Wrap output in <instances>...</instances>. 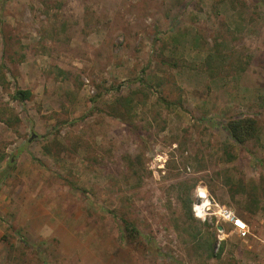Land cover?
Returning <instances> with one entry per match:
<instances>
[{"label":"rangeland","instance_id":"1","mask_svg":"<svg viewBox=\"0 0 264 264\" xmlns=\"http://www.w3.org/2000/svg\"><path fill=\"white\" fill-rule=\"evenodd\" d=\"M237 118L256 139L231 138ZM199 188L252 236L220 242L194 215ZM122 220L140 235L124 240ZM211 236L219 258L199 248ZM250 263L264 264V0H0V264Z\"/></svg>","mask_w":264,"mask_h":264},{"label":"trees","instance_id":"2","mask_svg":"<svg viewBox=\"0 0 264 264\" xmlns=\"http://www.w3.org/2000/svg\"><path fill=\"white\" fill-rule=\"evenodd\" d=\"M212 61V58H209V63ZM32 93L29 90H17L14 96L15 100L25 102L30 99ZM162 100V99H161ZM228 130L231 138L239 145H243L246 142L256 139L258 133V123L255 119L252 118H237L229 121ZM123 230L125 232L124 240L134 239V235H140L137 228L132 225V223L127 220H122ZM217 241L211 236L210 239H207L205 245L199 248H202L210 257L216 256L217 258L222 256V253L225 249V243L222 244L220 252L218 255H214L215 245ZM197 248V249H199Z\"/></svg>","mask_w":264,"mask_h":264},{"label":"built area","instance_id":"3","mask_svg":"<svg viewBox=\"0 0 264 264\" xmlns=\"http://www.w3.org/2000/svg\"><path fill=\"white\" fill-rule=\"evenodd\" d=\"M198 198L200 199V203L197 205L193 206V212L196 218L198 211L197 208L200 207V205L203 204V202H206V211L203 214V218L200 219L202 221H206L207 218L209 217H215L218 221V225L217 228L219 227V222H224L228 225H230V227L232 228L231 231L229 233L225 232V229L223 228V230L218 231V233L220 234V236L218 237L220 242H222L223 240H225V237H229L230 235L236 234V236L243 242L247 241L249 239L250 236H252L250 227L248 225V223H246L242 218L238 217L234 211H232L231 209L227 208L224 205H220L218 203H212L209 199L207 194L202 190V189H198ZM203 192L205 194V198H200L199 194ZM220 244H218L217 248H216V253L219 252V247ZM250 264H255V263H250Z\"/></svg>","mask_w":264,"mask_h":264},{"label":"bare ground","instance_id":"4","mask_svg":"<svg viewBox=\"0 0 264 264\" xmlns=\"http://www.w3.org/2000/svg\"><path fill=\"white\" fill-rule=\"evenodd\" d=\"M199 196H200V198H205V194H204L203 192H201V193L199 194ZM206 206H207V205H206V202H203V204L200 205L199 208H197V211H198L197 217H198V218H200V219L203 218V214H204V212L206 211Z\"/></svg>","mask_w":264,"mask_h":264},{"label":"water","instance_id":"5","mask_svg":"<svg viewBox=\"0 0 264 264\" xmlns=\"http://www.w3.org/2000/svg\"><path fill=\"white\" fill-rule=\"evenodd\" d=\"M35 137H36V136L33 135L32 138L30 139V142H31ZM218 230H219V231L223 230V227H222V226H219V227H218Z\"/></svg>","mask_w":264,"mask_h":264},{"label":"crops","instance_id":"6","mask_svg":"<svg viewBox=\"0 0 264 264\" xmlns=\"http://www.w3.org/2000/svg\"><path fill=\"white\" fill-rule=\"evenodd\" d=\"M244 220V219H243ZM245 221V220H244ZM246 222V221H245ZM247 223V222H246ZM249 225V224H248Z\"/></svg>","mask_w":264,"mask_h":264}]
</instances>
